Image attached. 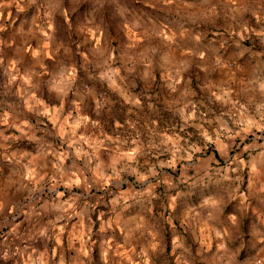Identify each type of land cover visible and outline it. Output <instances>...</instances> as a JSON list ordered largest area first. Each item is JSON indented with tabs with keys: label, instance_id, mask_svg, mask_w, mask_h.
Returning <instances> with one entry per match:
<instances>
[{
	"label": "clouds",
	"instance_id": "obj_1",
	"mask_svg": "<svg viewBox=\"0 0 264 264\" xmlns=\"http://www.w3.org/2000/svg\"><path fill=\"white\" fill-rule=\"evenodd\" d=\"M0 264H264V0H0Z\"/></svg>",
	"mask_w": 264,
	"mask_h": 264
}]
</instances>
